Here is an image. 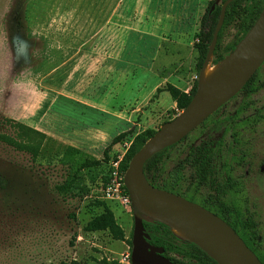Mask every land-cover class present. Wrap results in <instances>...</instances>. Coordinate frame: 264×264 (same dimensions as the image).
Segmentation results:
<instances>
[{
	"label": "rangeland",
	"instance_id": "obj_1",
	"mask_svg": "<svg viewBox=\"0 0 264 264\" xmlns=\"http://www.w3.org/2000/svg\"><path fill=\"white\" fill-rule=\"evenodd\" d=\"M210 1L221 2L153 0L148 8L144 0H123L116 15L120 16L113 18L123 25L120 30L97 32V36H114L118 48L105 45L102 59L83 60L80 53L87 46L82 50L76 44L72 53H79L64 61L50 54L48 38L64 34L65 22L88 21V16L95 14L92 8L81 0H0V135L15 137V124L21 123L46 137L37 158L0 141V177L5 180L0 189V264L71 260L78 264H130L126 242L113 239L108 231L86 232L84 227L102 212L96 204L102 200L130 239L131 208L104 199L102 178L107 174L109 179L112 165L123 159L135 135L156 131L180 113L168 93L157 90L166 84L184 92L192 87L197 78L193 42ZM88 31L73 29L76 37L86 36ZM239 36L237 22L223 31L219 51L225 60L230 56L225 47ZM118 51L120 55H114ZM213 59L212 55L210 65L219 71L224 63L213 64ZM261 82L264 62L254 85ZM243 102L249 106L241 117H261V122L247 137H237L236 131L232 136L239 142L248 139L249 153L264 156L262 87L245 100L227 102L166 154L160 177L169 187L166 191L182 195L189 171L178 161L190 145L206 135L215 139L220 130L211 127L233 118ZM121 133L126 137L111 145ZM229 141L227 135L224 155L231 165ZM69 149L104 161L97 170L78 174L72 192L65 193L61 187L72 178L66 163L74 157L73 152L68 157ZM238 173L243 181L233 190V204L243 208L245 219H254L264 245V175ZM167 256L184 264H198L171 253Z\"/></svg>",
	"mask_w": 264,
	"mask_h": 264
},
{
	"label": "trees",
	"instance_id": "obj_2",
	"mask_svg": "<svg viewBox=\"0 0 264 264\" xmlns=\"http://www.w3.org/2000/svg\"><path fill=\"white\" fill-rule=\"evenodd\" d=\"M225 0H221L220 5L210 1L208 7L200 20V26L197 34L195 35L193 48L197 52V58L195 63V72L197 78L194 80L192 87L188 92H184L179 88L166 84L164 88L158 89L157 92L164 91L168 93L171 100L175 103L176 109L181 112L191 101L198 87V76L202 69L205 57L208 53L209 47L212 42L213 32L220 18L221 5ZM264 0H233L226 6L225 15L222 26L218 32L217 41L213 50V64H217L224 59V56L220 54V40L223 31L232 26L235 22L238 23L240 36L237 39L225 47L227 54H231L238 42L247 34L252 27L257 17L259 16ZM212 7H214L212 9ZM256 73L249 79L245 86L232 98L235 101L245 100L251 97L254 93L264 87V82L254 85V78ZM231 99V100H232ZM245 106L238 107L232 117H241L244 115ZM171 120V119H169ZM168 120V121H169ZM167 122V121H166ZM227 123H216L211 127L226 126ZM17 134L15 137H10L4 134L0 135V141L8 145L9 147L26 152L32 155L33 158H37L40 153L41 146L46 139L45 135L24 125L21 123L15 124ZM218 132V130H216ZM220 136L213 139L210 134L206 135L204 139L200 140L197 144L189 146L188 152L178 161V164L188 168V178L184 182L182 188L183 193L181 196L191 202H198L196 199V190L200 185H209L213 183L214 174L217 169L213 167L227 165L226 156L224 155L223 138L224 131H219ZM155 131H147L145 133L137 134L133 137L129 148L127 149L123 159L120 162V170L125 172L130 158L142 147L144 142L151 137ZM126 133H121L113 138L111 145L116 144L126 137ZM190 137V134L183 138L177 144L165 148L155 155H153L144 164L143 172L147 181L154 187L162 190H169L167 185L160 179L161 174L165 169L166 154L181 144ZM109 147L104 151V158L106 161ZM74 157L67 160L68 169L71 172L72 178L70 181L63 184L61 187L65 193L72 192V188L75 185L73 180L77 178V175L82 171L93 172L97 170L104 160H97L91 156L74 151L68 150V157ZM108 182V176L105 174L102 178V186L104 187ZM5 186V180L0 177V189ZM125 189V188H124ZM127 192V191H126ZM177 194V193H175ZM203 202L211 211H215L242 239L245 245L256 255L259 262L264 264V245L258 238L257 224L252 217L245 219L244 213L236 205H229L223 199L217 198V204H213L212 201L204 199ZM96 204L102 208V212L93 217L87 222L84 227L86 232H102L108 231L113 239L126 242L130 247L131 253V236L130 239H126L123 230L116 223L115 217L112 211L105 205L102 200H97ZM217 210H216V209ZM143 227L145 233L149 236L147 243L154 247H161L164 250V255L169 253L176 256L192 260L198 264H217L210 256H208L200 247L196 244L177 237L171 230V228L163 222L143 215ZM132 235V234H131ZM172 264H184L182 261L175 257H168ZM130 263V257H129ZM51 264H78L77 261H60ZM102 264H113L105 263ZM131 264V263H130Z\"/></svg>",
	"mask_w": 264,
	"mask_h": 264
},
{
	"label": "water",
	"instance_id": "obj_3",
	"mask_svg": "<svg viewBox=\"0 0 264 264\" xmlns=\"http://www.w3.org/2000/svg\"><path fill=\"white\" fill-rule=\"evenodd\" d=\"M221 5L219 21L198 76V87L189 104L173 119L164 122L130 158L123 176L133 217L131 264H172L161 247L147 243L141 210L144 205L160 222L175 224L198 240H187L200 247L217 264H261L235 231L220 217L169 191L152 186L143 167L153 155L180 142L208 117L229 102L257 72L264 62V2L259 16L247 34L238 42L223 67L205 83L201 75L210 64L226 6ZM214 7H212L213 9ZM264 170V164L261 168ZM148 216V215H146ZM150 217V216H148ZM152 218V217H150Z\"/></svg>",
	"mask_w": 264,
	"mask_h": 264
},
{
	"label": "flooded vegetation",
	"instance_id": "obj_4",
	"mask_svg": "<svg viewBox=\"0 0 264 264\" xmlns=\"http://www.w3.org/2000/svg\"><path fill=\"white\" fill-rule=\"evenodd\" d=\"M247 105L249 106V102H243V106H245L244 114L248 111ZM260 122H261V117H257V118L245 117V116L240 118L233 117V118H227L224 121V123H227L226 126L220 128L217 127L212 128L213 130H220L225 132L223 138V145L225 144L224 142L225 138L227 137V135H229V140H230L229 146L233 154L232 164L228 165L229 163H227V165L225 166L213 167L214 169H217L216 173L214 174L213 183L209 184L208 186L200 185L196 190V199L198 202H193V203L200 205L201 207L205 208L206 210L218 216L217 212L209 210V208L203 202L204 199L212 201L213 204H217L218 203L217 198H220L223 199L225 202H227L229 205H231L233 204V200H232L233 190L236 187H239L240 185L239 182L243 181L242 174H239L238 173L239 171L243 170V173H245L246 175L247 174L248 175L253 174L255 176L264 175V170H261L264 164V156L262 158H258L255 154H253V152L249 153L248 149L246 148V145L250 144L248 142L249 141L248 139H244L242 142H239L240 140L237 141L232 136V133H235L236 131L237 137L240 136L247 137L248 135L256 131V128L260 125ZM220 135L221 133L219 132L218 136ZM243 146H245V148H243ZM234 171H236L237 174L234 175Z\"/></svg>",
	"mask_w": 264,
	"mask_h": 264
},
{
	"label": "crops",
	"instance_id": "obj_5",
	"mask_svg": "<svg viewBox=\"0 0 264 264\" xmlns=\"http://www.w3.org/2000/svg\"><path fill=\"white\" fill-rule=\"evenodd\" d=\"M145 4L148 5L146 7L149 8L152 5L153 0H144ZM84 6H88L92 8L93 14L92 16H88V21H79V22H65L64 23V34L54 33V36H50L49 42V52L54 56V59L69 61L75 58L79 52L72 53L73 46L76 44H80V46L85 49L83 53H80L81 59L83 60H100L102 59V55L104 54L105 45H116L114 42L115 37H105V36H97V32L103 28L107 29H116V31L120 30L123 25H120L118 22L119 20H113L116 16L118 9L120 8L121 3L123 0H81ZM112 8V10H110ZM110 12V14H108ZM84 12V9H82ZM85 13V12H84ZM108 14V16H107ZM120 26V27H119ZM118 27V29H117ZM87 28L89 30L86 36H75L73 29H84ZM78 34V32H77ZM90 49V51H88ZM109 50V49H108ZM114 50V49H113ZM112 50V51H113ZM110 51V50H109ZM110 53V52H109ZM119 56V51L114 52V55ZM95 57V58H94Z\"/></svg>",
	"mask_w": 264,
	"mask_h": 264
},
{
	"label": "built area",
	"instance_id": "obj_6",
	"mask_svg": "<svg viewBox=\"0 0 264 264\" xmlns=\"http://www.w3.org/2000/svg\"><path fill=\"white\" fill-rule=\"evenodd\" d=\"M120 161L114 162L110 172L106 188L103 191L104 199L111 201H120L125 206H130V201L128 194L124 195L123 192H126L123 184L124 172L120 170ZM121 190L123 192H121Z\"/></svg>",
	"mask_w": 264,
	"mask_h": 264
},
{
	"label": "bare ground",
	"instance_id": "obj_7",
	"mask_svg": "<svg viewBox=\"0 0 264 264\" xmlns=\"http://www.w3.org/2000/svg\"><path fill=\"white\" fill-rule=\"evenodd\" d=\"M223 67V66H222ZM221 67V68H222ZM219 68V67H218ZM218 72V69L215 66H211L210 64L206 67L205 71L201 75V82L205 83L209 79H211L213 76H215ZM141 210L144 214L148 216H154L155 218H158L156 215H154L150 210H148L144 205H141ZM170 228L172 232L179 238H182L184 240H198L193 235L186 233L182 228L176 226L175 224L169 223Z\"/></svg>",
	"mask_w": 264,
	"mask_h": 264
}]
</instances>
